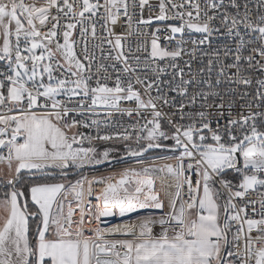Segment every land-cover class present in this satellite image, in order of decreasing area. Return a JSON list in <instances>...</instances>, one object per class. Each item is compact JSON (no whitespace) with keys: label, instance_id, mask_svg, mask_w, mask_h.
I'll use <instances>...</instances> for the list:
<instances>
[{"label":"snow or ice","instance_id":"obj_1","mask_svg":"<svg viewBox=\"0 0 264 264\" xmlns=\"http://www.w3.org/2000/svg\"><path fill=\"white\" fill-rule=\"evenodd\" d=\"M229 3L236 9L234 14L224 8V0H205L203 7L199 0H159L158 13L143 19L145 6L151 7L149 0H0V61H6L5 70L0 71V148L6 149L0 154V165L7 166V184L12 188L0 199V264H264V192L255 200L246 195L264 188V111L252 112L253 107L264 106V79L255 80L258 87L254 96L247 90L238 91L239 86L247 89L253 84V78L245 72L264 71V0H255V18L247 0L243 5L238 0ZM137 7L141 15L137 25H149L153 19L167 21L170 9L171 16L181 22L157 27L150 34V53L144 57L143 69L150 70L156 79L129 76L122 81L121 75L135 73L141 67V57H133L136 67L129 64L122 45L125 37L115 34L112 26L120 20L121 11L126 23L131 24L130 9ZM222 8L224 11H220ZM209 9L213 15H209ZM217 16L224 32L212 26ZM101 20L104 36L97 35ZM78 25L84 38L82 55H78L73 39ZM186 30L202 35V39L192 40L193 44L210 43L213 33L227 35L234 42V47L224 44L203 55L209 57V72L213 63H218L220 75L238 87L227 89V100L219 91L201 90L202 110L195 113L185 112V108L197 103L196 95L177 105L158 85L159 75L169 66L178 69L179 83L168 84L177 95H187L191 84L200 83L194 78L185 80L184 68L176 63L185 53ZM161 32L168 33L166 41L175 40L174 48L161 45ZM248 34L254 36L258 46L251 47L254 41L245 39ZM89 35L99 41L93 48L103 52V45L110 46L116 51L114 59L123 64L114 86L109 84L112 76L108 66L101 63L93 67L95 55L89 50ZM141 48L148 50L144 45ZM108 55L111 57V52ZM229 58L232 62L224 63ZM165 60L171 64L156 63ZM111 67L115 70V64ZM231 69L235 72L227 75ZM207 83L211 88V81ZM135 84L143 86V94ZM154 88L155 97L151 94ZM61 95L67 103L57 99ZM233 96L248 98L241 106L248 110L247 115L241 111L233 116L237 102ZM74 100L80 108L90 100L89 107L102 105L118 110L121 101H133L135 109L122 111L131 115L148 110L152 118L142 116L146 122L135 137L127 131L85 136L73 131L82 121L65 120L71 111L68 105ZM164 106H175L176 111L168 115L161 110ZM177 114L188 122H175ZM161 121L167 122L170 132L163 129ZM130 128L135 130L136 124ZM114 137L135 139V149L126 146V154L133 157H143L149 149L169 148L172 156L156 159L174 163L146 165L141 158L137 160L138 169L125 168L90 179L82 176L68 184L35 183L29 192L36 210H28V200L21 199L24 191L15 186L22 170L57 169L66 178L69 168L110 159L113 150L85 148L84 140L91 144L96 139ZM168 139L174 142L170 146L163 144ZM229 172L233 178H228ZM94 184L103 185L99 193L94 191ZM165 196L169 210L159 219L145 218L113 228L98 224L117 207L121 216L137 208L163 210ZM88 197H94L97 203L92 204ZM29 217L39 218L31 242ZM157 224L162 231L154 236L153 226ZM116 235L134 238H110Z\"/></svg>","mask_w":264,"mask_h":264},{"label":"built area","instance_id":"obj_2","mask_svg":"<svg viewBox=\"0 0 264 264\" xmlns=\"http://www.w3.org/2000/svg\"><path fill=\"white\" fill-rule=\"evenodd\" d=\"M36 2L38 3H43V0H37ZM158 2L159 0H149V6H145L144 12H143V19H147L150 14L153 16L158 13ZM177 3H180L181 0H176ZM201 3V6L203 7L205 0H199ZM245 0H238V3H243ZM249 7L253 9L252 15L253 18L257 15L255 9H254V2L255 0H247ZM100 3H103V0H100ZM224 8L227 9L228 12L230 13H235L236 9L230 6L229 0H224ZM224 8H222L220 11H224ZM185 10H191V9H185ZM240 11H243V7H241ZM103 12V9H101V13ZM130 14L132 15V22L131 24L126 23L125 17L123 15V11H121V18L117 22L116 25H113V30L115 34H121L125 38L122 40V45H123V50L125 54L129 55V64L132 67H136V61L133 59L135 56H140L141 57V67L137 68L135 73H128L121 75V80L124 81L126 80L129 76L134 77L135 76H140L141 78L147 76L150 79H156V76L150 71V70H144L143 69V63H144V57L148 56L150 53V44H151V33L157 28V27H164L166 24H179L181 21L178 18L172 17L171 16V9L169 11V16L170 19L167 21H157L155 19L152 20L151 24L149 25H143L139 24L137 25L136 21L141 19V15L139 12L138 7L136 9H130ZM209 15H213V11L209 9ZM63 23V21H62ZM103 21L101 20L100 22L97 23V35L98 36H104L106 33L104 32V29L102 27ZM213 27H221L219 25V16H217V19L212 22ZM221 32H224V29L221 27ZM80 26H77V29L73 33V39L76 41V47L78 51V55H82L80 52V49L82 47V38L80 36ZM243 34V30H242ZM158 35L161 36L160 43L162 46H167L170 49L174 48L176 46L175 40L172 41H166L164 39V36L168 35V33H158ZM177 39L180 38V35L177 34ZM188 43L184 45L185 47V53L182 56V58H178L176 63L179 65V67L184 68V79L189 80L193 79L195 81H200V83H193L189 86V92L185 96H180L177 95L176 92L171 91L168 88L169 82H172L173 86L175 84L179 83V78L176 76V73L178 69L173 68V67H167V70L159 75V80H158V85L159 87L163 88L165 92L168 93V96L170 98L175 99L177 105L183 101L187 102L192 95H196L197 98V103L191 107H186L185 112L191 111L193 113L202 110L200 107L201 104V99L199 96V92L203 90L204 92L208 91H219L221 92L222 95H225V99H228L227 94V89L229 88H237L238 86L227 82L226 76H222L219 73V64L214 62L213 65L211 66V71L209 72L208 69V58L203 55V53H210L211 51L221 48L224 44H229L234 47V42L227 36V35H217L216 33H213L212 36L209 37L210 43L206 44H193L191 43L192 40H199L202 39V35L200 33L192 32L189 34V32L186 30L184 37H183ZM245 39H253V44L251 47L258 46L259 42L254 40V36L251 34H248L245 36ZM88 40V45H89V50L94 52L95 55V62L93 67L95 68L96 65L103 63L104 65L108 66V73L112 76V79L109 81L110 86H114V80H115V75L117 74L118 71H121L123 69V64L120 61H116L114 59L116 51L111 49L110 46L108 45H103V52H101L100 49H95L93 48V45L96 43H99V41H96L91 38L89 35L87 37ZM62 42V40H61ZM141 45H144L148 50L145 51L143 48H141ZM193 49H195V52L193 53ZM111 52V57H109V53ZM248 52L245 51L244 55H247ZM257 59H260L257 56ZM188 61L189 63H185ZM232 60L229 58L224 61V63H231ZM264 62V61H262ZM156 63L161 64V65H170L171 61L165 60V61H156ZM115 64V70L111 67V65ZM6 62L5 63H0V71L5 70ZM245 67H247L245 63ZM200 69H204L203 72L200 71ZM235 72V69H231L227 71V75H231L232 73ZM245 75H250L253 78V84L247 88L244 89L243 86H239L238 91H245L247 90L249 93H251L253 96L255 95V89L258 87V85L255 84V80L257 79H264V71H258V70H250L248 72L244 73ZM2 78V77H0ZM217 79L221 80V83L217 84L216 81ZM211 81V88L209 87L207 81ZM137 89L141 90L143 94V86L139 84L134 85ZM152 96H157V92L155 91V88L152 91ZM233 99H235L237 102L234 105L232 109V114L233 116H237L241 111H243L244 115L248 114V110L246 108L242 109V105H244L247 101L248 98H245L244 100L239 99L238 96H233ZM57 99L64 101L67 103L66 98L61 95L57 97ZM44 101L42 100L41 103ZM90 104V100H86L85 102V107L80 108L77 106V101L74 100L72 103H70L68 106L71 109L69 112L68 116L65 117L66 121H71L72 119H75L77 121H82L83 124L78 125L75 129H73L74 132H79L83 133L85 136H103V135H112L114 133H125L131 132L133 137L135 135L140 134L139 129L140 126L145 124V119H142L143 117H146L147 119H151V112L148 110H144L141 112H136L134 111L131 115H129L126 111H122L123 109H135L136 104L133 101H121L120 102V109H115V108H109L105 107L102 105H98L95 107H89L88 105ZM6 111V109H3ZM164 113H167L168 115H172L173 112L176 111L175 106H164L161 109ZM37 111H43L42 109H38ZM210 111H215V109H212ZM264 111V106L261 108H252V112H260ZM175 122L177 123H187L188 121L185 120H180L179 116L173 117ZM95 121L96 123H93ZM137 121L139 123H137ZM223 123V121H222ZM136 124V129L133 130L130 128V125ZM162 127L166 131H171V129L168 127L166 121H161ZM87 125V126H84ZM215 127V125H213ZM166 142H172L174 143L171 139L164 140L163 144ZM107 145H114V146H120L124 151H125V156H131L127 155L126 151L128 146L129 148L135 149L136 148V141L133 138L132 140L125 141L122 138H117L114 137L111 140H93L91 144L87 141H83V147L84 146H94L95 148H100L104 147ZM1 154L6 153V149L1 148L0 150ZM164 164V163H163ZM137 168V167H135ZM125 169V168H124ZM124 169L117 168L113 169L110 171H107L104 174H99V175H104L110 174L111 171H115L116 173L122 172ZM138 169V168H137ZM95 175V174H94ZM97 175V174H96ZM87 176V175H86ZM93 176V174L91 175ZM88 177V176H87ZM196 177H193L195 179ZM77 180V179H76ZM74 181H70L74 183ZM69 183V182H68ZM67 183V184H68ZM95 187V186H94ZM95 189V188H94ZM235 190V189H234ZM184 191L186 192L187 189L185 188ZM264 192V188H260L257 191H250L247 195L250 199H258L260 197V193ZM69 200H72L73 197L71 195L68 196ZM87 199L91 200L92 204L97 203L96 199L94 197H88ZM237 203H240L237 201ZM257 210L259 211L260 205H257ZM249 214H251V207H249ZM253 218H259L258 216H254ZM237 226L234 224L233 225V231H235V228ZM253 236L257 235L256 231L254 230L252 233ZM229 251H234V249L229 248ZM228 259V258H226Z\"/></svg>","mask_w":264,"mask_h":264},{"label":"crops","instance_id":"obj_3","mask_svg":"<svg viewBox=\"0 0 264 264\" xmlns=\"http://www.w3.org/2000/svg\"><path fill=\"white\" fill-rule=\"evenodd\" d=\"M37 1V0H36ZM26 2H33V0H26ZM6 61H0V63H5ZM1 150V148H0ZM1 154V152H0ZM0 168L3 169V175H0V199L4 198V193L5 192H10L12 190L11 186H9L7 184V173H8V169L6 165H0ZM42 172H60L57 169H49L47 171H42ZM21 173H27L29 175H33L36 173H41V172H29L27 170H22ZM57 182H63V181H54V182H48V183H57ZM65 183V182H63ZM67 184V183H65ZM9 186V187H8ZM166 197V196H165ZM167 200V197L165 198ZM33 203V202H32ZM75 206V205H73ZM169 210L168 207V201L167 204L165 205V208L163 210L160 209H156L153 207H147V208H137L135 211L130 212V213H126L125 215L121 216L119 214V208H113L112 211V215L107 216V217H102L101 218V223H107V224H101V226H105L108 225V222H111L110 220H112V223L118 222L119 226L120 224H122V219H124L126 216H133V224L138 223L139 221L145 219V218H152V219H159L161 216L165 215ZM79 215V213L77 212V216ZM132 220V219H131ZM111 223V224H112ZM110 224V223H109ZM162 231V228L159 224L153 226V235L154 236H159L160 233ZM171 235V232H170ZM114 239H116L115 237H112ZM134 237L128 235V236H118L117 239H133ZM29 239H30V235H29Z\"/></svg>","mask_w":264,"mask_h":264},{"label":"trees","instance_id":"obj_4","mask_svg":"<svg viewBox=\"0 0 264 264\" xmlns=\"http://www.w3.org/2000/svg\"><path fill=\"white\" fill-rule=\"evenodd\" d=\"M165 144L171 145L173 143L172 142H166ZM168 154H173V152L172 151H167V150H153V151L148 152L145 156H143L142 159L151 158L152 156L168 155ZM117 156H119V155H117ZM125 157L126 156L122 155V156L116 157V159H118V161H119V159L121 161L130 160L131 159V158H125ZM112 164L113 163L108 164V165H105V166H101V167H99L97 169L107 170V169L112 168L111 167ZM74 170H76V168H73L72 167V168L67 169L66 171H74ZM83 172L84 171H82L81 173H79L77 175H74V176H67L66 178L61 177V176H53V175L35 176L33 174V176H32V175H29L27 173H21L20 174V178H19V180H18V182L16 183L15 186H16V188L22 189L24 191L25 198L28 200V210L31 212V211H35L36 210V207L34 206V204L31 201L30 192H29L30 186L32 184H35V183H48V182H54V181H68V182H70V181L76 180ZM231 174L232 173L229 172L228 175H231ZM38 221H39V218L38 217L37 218L29 217V235H30V242L34 238L35 225L38 223Z\"/></svg>","mask_w":264,"mask_h":264},{"label":"rangeland","instance_id":"obj_5","mask_svg":"<svg viewBox=\"0 0 264 264\" xmlns=\"http://www.w3.org/2000/svg\"><path fill=\"white\" fill-rule=\"evenodd\" d=\"M194 32V31H193ZM85 148H87L88 146H84ZM97 149V152H103L104 150L106 149H111L113 150L112 153H111V156H110V159L112 158H116V157H119V156H122L124 155L125 156V151L120 147V146H114V145H107V146H104V147H100V148H96ZM179 153H175V155H178ZM119 155V156H117ZM173 154H168V155H159V156H152L151 158H145L144 161H145V164H149V163H157V164H163V163H166V162H173L174 163V160L173 161H163V160H157L156 158L157 157H167V156H172ZM142 157L140 158H131L130 160H124V161H121L119 159V161H115L113 162V164L111 165L112 168L110 169H107V170H100V169H84L83 173L77 178V179H80L82 176H88V178L90 179L92 176V174L96 175V176H99V174H104L106 173L107 171H110V170H113V169H117V168H121V169H124V168H139V165L137 164V160L138 159H141ZM87 166V165H85ZM75 168V167H73ZM234 175L233 173L231 175H228V178H233ZM65 183H67L68 181H63ZM235 182V181H234ZM157 183L159 184V180H157ZM174 191V188L172 189ZM167 197V196H166ZM164 197V199L166 198ZM167 201L168 199L166 200L165 199V205L167 204ZM165 208V207H164ZM132 219V220H131ZM111 222H108V225H103L101 226V224H107V223H101V222H98L99 226L102 227V228H113L115 226H119V223L118 222H115V223H112V220H110ZM122 224H120V226L122 225H125V224H133V216H126L124 219H122ZM110 223V224H109ZM112 223V224H111ZM118 236H125V235H116V236H113L117 239ZM112 238V237H110Z\"/></svg>","mask_w":264,"mask_h":264},{"label":"water","instance_id":"obj_6","mask_svg":"<svg viewBox=\"0 0 264 264\" xmlns=\"http://www.w3.org/2000/svg\"><path fill=\"white\" fill-rule=\"evenodd\" d=\"M167 145V144H165ZM170 146V145H169ZM153 150H167V151H171L169 150V148H165V147H161V148H153V149H149L148 152L150 151H153ZM148 152L144 153L143 156H145ZM125 158H140V157H133V156H126ZM115 161H118V159L116 158H112V159H109L107 161H104L103 163L101 164H93V165H87V166H84L83 168H76V170L74 171H67L68 172V175L67 176H74V175H77L79 173H81L84 169H96V168H99L101 166H105V165H108V164H111ZM35 176H41V175H53V176H61V173L60 172H41V173H37V174H34ZM33 176V175H32ZM62 177V176H61ZM21 199H26L25 196ZM34 238H35V233H34ZM33 238V239H34ZM228 250V249H227ZM227 258V257H226Z\"/></svg>","mask_w":264,"mask_h":264},{"label":"bare ground","instance_id":"obj_7","mask_svg":"<svg viewBox=\"0 0 264 264\" xmlns=\"http://www.w3.org/2000/svg\"><path fill=\"white\" fill-rule=\"evenodd\" d=\"M112 173H116V172H115V171H111L110 174H112ZM110 174H106V176H108V175H110ZM117 179H118V177H117ZM94 186H95V187H94ZM93 188H95V189H94L95 192L99 193V191L102 190L103 185L94 184V185H93ZM157 189L159 190V184H158V183H157Z\"/></svg>","mask_w":264,"mask_h":264}]
</instances>
